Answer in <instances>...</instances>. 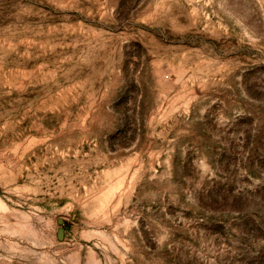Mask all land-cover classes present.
Returning <instances> with one entry per match:
<instances>
[{"label": "rangeland", "instance_id": "1", "mask_svg": "<svg viewBox=\"0 0 264 264\" xmlns=\"http://www.w3.org/2000/svg\"><path fill=\"white\" fill-rule=\"evenodd\" d=\"M0 264H264V0H0Z\"/></svg>", "mask_w": 264, "mask_h": 264}]
</instances>
